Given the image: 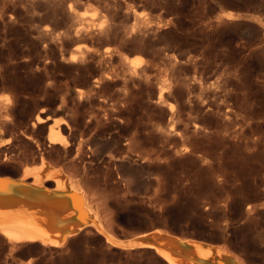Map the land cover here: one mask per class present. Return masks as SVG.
Masks as SVG:
<instances>
[{
	"label": "rangeland",
	"instance_id": "rangeland-1",
	"mask_svg": "<svg viewBox=\"0 0 264 264\" xmlns=\"http://www.w3.org/2000/svg\"><path fill=\"white\" fill-rule=\"evenodd\" d=\"M53 117L67 146L48 145ZM41 153L115 236L166 229L264 264V0H0V175ZM0 264L169 263L89 225L61 246L0 233Z\"/></svg>",
	"mask_w": 264,
	"mask_h": 264
},
{
	"label": "bare ground",
	"instance_id": "bare-ground-1",
	"mask_svg": "<svg viewBox=\"0 0 264 264\" xmlns=\"http://www.w3.org/2000/svg\"><path fill=\"white\" fill-rule=\"evenodd\" d=\"M226 16L231 17L232 14ZM49 117H51L50 114L41 115L38 113L32 125L34 127L37 125L41 130L43 122L47 121ZM53 119L48 124L46 132L48 145L67 146L69 144L67 127L70 128L71 125L66 124L67 127H65L61 124L64 123L62 120L56 117ZM31 135L29 136L32 137ZM32 138L40 147L39 138ZM57 149L59 151L58 147ZM45 156L41 153L40 161L26 166L18 178L0 175V233L9 241L39 240L44 245L61 246L67 242L69 237L90 225L113 245L125 249L152 247L169 264H247L221 243H212L196 237L179 236L166 229L149 227L155 230L135 234L128 239H119L108 229L106 218L99 213L101 209L96 210V207H93L96 203L91 205L93 196L87 183L78 178L77 174L68 173L62 166L53 163ZM28 177L32 179L30 184L26 182ZM51 182L55 186L49 189L47 185Z\"/></svg>",
	"mask_w": 264,
	"mask_h": 264
},
{
	"label": "water",
	"instance_id": "water-1",
	"mask_svg": "<svg viewBox=\"0 0 264 264\" xmlns=\"http://www.w3.org/2000/svg\"><path fill=\"white\" fill-rule=\"evenodd\" d=\"M149 231V230H147ZM119 239H128L132 236V234H123V235H116Z\"/></svg>",
	"mask_w": 264,
	"mask_h": 264
}]
</instances>
